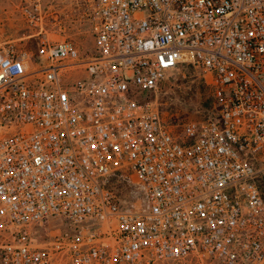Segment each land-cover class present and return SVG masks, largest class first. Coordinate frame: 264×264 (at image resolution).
I'll return each mask as SVG.
<instances>
[{"label":"built area","instance_id":"1","mask_svg":"<svg viewBox=\"0 0 264 264\" xmlns=\"http://www.w3.org/2000/svg\"><path fill=\"white\" fill-rule=\"evenodd\" d=\"M21 12L44 38L0 43V264H264V0H90L88 54L48 37L43 0ZM184 64L215 116L143 98Z\"/></svg>","mask_w":264,"mask_h":264},{"label":"rangeland","instance_id":"2","mask_svg":"<svg viewBox=\"0 0 264 264\" xmlns=\"http://www.w3.org/2000/svg\"><path fill=\"white\" fill-rule=\"evenodd\" d=\"M24 0H0V43L20 41V37L35 34L21 12ZM43 9L57 17L49 18L52 26L48 30L50 39L68 37L75 41L82 54L90 53L94 39L91 34L90 0H43ZM50 17V16H49ZM44 35L22 40L28 45L36 46V42ZM203 72L192 65L184 64L173 70L162 81L157 91L146 92L144 99L157 100L161 113L171 123H183L188 120L202 121L217 114L212 89ZM264 173V160L258 164ZM135 177V181H136ZM112 189L117 194L121 205L129 207L135 204L141 208L143 193L136 184L128 180H114ZM67 227L66 221L50 218L42 225L35 227V233L42 240H48Z\"/></svg>","mask_w":264,"mask_h":264},{"label":"trees","instance_id":"3","mask_svg":"<svg viewBox=\"0 0 264 264\" xmlns=\"http://www.w3.org/2000/svg\"><path fill=\"white\" fill-rule=\"evenodd\" d=\"M114 180H116V178H113V179L110 180V182H109V186H111V183H112ZM258 183H259V186H260V188H261V190H262V192H263V194H264V173L261 174V176L259 177V179H258Z\"/></svg>","mask_w":264,"mask_h":264},{"label":"crops","instance_id":"4","mask_svg":"<svg viewBox=\"0 0 264 264\" xmlns=\"http://www.w3.org/2000/svg\"><path fill=\"white\" fill-rule=\"evenodd\" d=\"M31 35H33V34H29V36H27V37H20V38H18V39H20V40H24L25 38H26V40H31V38H33V36H31ZM29 41H27L26 43H28L29 44ZM30 47L32 46V45H29ZM32 47H35L34 45L32 46Z\"/></svg>","mask_w":264,"mask_h":264}]
</instances>
